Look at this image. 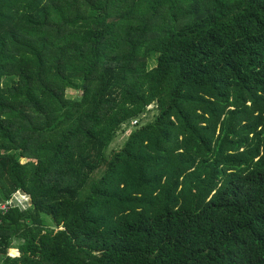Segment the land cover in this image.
<instances>
[{
	"label": "trees",
	"instance_id": "16d2710c",
	"mask_svg": "<svg viewBox=\"0 0 264 264\" xmlns=\"http://www.w3.org/2000/svg\"><path fill=\"white\" fill-rule=\"evenodd\" d=\"M0 264H264V0H0Z\"/></svg>",
	"mask_w": 264,
	"mask_h": 264
},
{
	"label": "rangeland",
	"instance_id": "374dc122",
	"mask_svg": "<svg viewBox=\"0 0 264 264\" xmlns=\"http://www.w3.org/2000/svg\"><path fill=\"white\" fill-rule=\"evenodd\" d=\"M81 95V93L80 92H77V91H73V90H68L67 91V96H68V98H70V99H73V98H75V97H78V96H80ZM147 111H149V112H147V114H145L144 116H143V120H142V123H146L147 121H150V120H152L153 119V117H154V115L156 114V111H155V107L153 106V105H151V106H149V107H147ZM140 121L139 120H135L131 125H123L122 126V129H121V131L118 133V135H117V137H116V139H115V141L112 143V145L110 146V148H109V153L111 154V153H113V152H118V151H120V149L124 146V144L126 143V141L128 140V138H129V135L131 134V132L132 131H135V130H137V129H139L140 128ZM24 193V192H23ZM25 194V193H24ZM27 195V194H26ZM28 196V195H27ZM27 196H25L24 195V198H27ZM22 198L23 197H21V201H22ZM23 198V199H24ZM29 202H28V204L27 203H25V201L23 200V202H20V204L21 205H13L12 204V201H13V198H12V200L10 201V206H13V207H16V206H18V207H20L21 209H23V210H25V209H27V208H29L31 205H32V203H31V198L30 197H28V199H27ZM27 204V205H26ZM5 207V205H3L2 206V208H4ZM14 252V253H13ZM15 252H17L16 254H15ZM10 256L11 257H19L20 256V253H19V251L17 250V249H12V250H10Z\"/></svg>",
	"mask_w": 264,
	"mask_h": 264
},
{
	"label": "built area",
	"instance_id": "2783aa9c",
	"mask_svg": "<svg viewBox=\"0 0 264 264\" xmlns=\"http://www.w3.org/2000/svg\"><path fill=\"white\" fill-rule=\"evenodd\" d=\"M3 209H6V207H4Z\"/></svg>",
	"mask_w": 264,
	"mask_h": 264
}]
</instances>
